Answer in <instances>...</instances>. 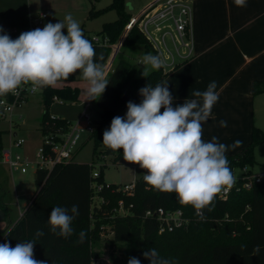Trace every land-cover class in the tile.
<instances>
[{
  "label": "trees",
  "instance_id": "1",
  "mask_svg": "<svg viewBox=\"0 0 264 264\" xmlns=\"http://www.w3.org/2000/svg\"><path fill=\"white\" fill-rule=\"evenodd\" d=\"M111 7L117 9L119 18L106 22L101 32L103 37L109 38L110 43H115L132 15L126 11L124 0H112ZM83 34L86 38V33ZM88 39L97 53L95 62L105 66L112 48L100 45L90 37ZM123 45H143L146 52L152 51L156 55L137 27L128 33ZM101 54L102 60L99 59ZM167 74L162 67L152 70L145 78L138 76L125 59L116 62L106 77L109 84L97 100L100 122L91 134L96 155H114L115 162L123 157V149L113 151L102 143L105 125L120 116L128 101L136 103L141 98L140 88L148 83L153 87L164 83ZM74 79L75 73L70 74L67 80L60 81ZM41 92L45 107L40 122L42 135L60 136L67 132L70 123L65 118L51 116L48 111L50 102L54 97L75 101L79 92L68 85L42 87ZM262 92L264 81H256L254 94ZM126 95L129 98L124 99ZM261 143H264V130L254 126L251 143L240 153L226 155L233 174L236 168H252L258 163L255 148ZM3 149V131L0 130V159ZM251 168L248 174H252ZM94 170V163L74 160L59 164L52 170L37 169L36 192L20 219L5 233L0 231V244L8 241L14 247L18 242L32 240L37 260H47L48 264H96L100 255L93 249L92 241L101 234L103 225L110 224L114 240L129 243L130 257L138 258L141 264H150L143 252L153 248L174 264H264V173L261 180H255L250 188L244 186V179H237V186L232 187L227 198L220 197L218 193L214 201L215 209L212 212L205 209L206 219L201 220L196 209L192 205L181 204L175 193L161 192L147 184L145 174L137 178L134 196H127L116 190L117 184L105 181L103 168L98 176L93 175ZM94 182L103 184L100 194L109 200V204L105 202L100 208L93 205ZM121 198L125 199L127 207L133 204L128 214L116 211ZM74 204L79 206V216L72 222L73 234L63 237L57 234L58 229L52 232L48 224L51 210L57 206L70 210ZM5 205L4 200L0 199V209L6 211ZM158 208L182 209L191 220L189 226L160 233L158 220L146 216L147 210ZM38 229L43 230L45 235L36 237ZM81 230L87 234L82 241L79 236Z\"/></svg>",
  "mask_w": 264,
  "mask_h": 264
},
{
  "label": "clouds",
  "instance_id": "2",
  "mask_svg": "<svg viewBox=\"0 0 264 264\" xmlns=\"http://www.w3.org/2000/svg\"><path fill=\"white\" fill-rule=\"evenodd\" d=\"M237 7H246L247 0H234ZM67 30L65 35L62 31ZM96 50L85 38L80 23L71 13L63 21L47 23L42 29L22 32L13 40L0 26V96L16 93L22 84L34 87H54L61 79L81 71L88 82L87 100H98L105 92L106 79L102 64L95 62ZM103 59V55L99 56ZM143 64L153 70L165 66L159 55L151 53L143 57ZM145 68L142 76L147 78ZM217 84L212 81L203 92L193 91V97L174 106L172 93L167 83L153 87L149 83L139 89L142 100L139 104L128 101L126 115L112 119L110 127L103 132V144L113 151L123 149V159L146 169L144 181L161 192L175 193L183 205H192L201 220L204 210L215 209V197L236 183V177L229 167L226 153L242 145L237 140L232 145L219 143L217 137L211 142L202 139V124L211 116L213 106L218 102ZM163 108V112L161 109ZM227 127L226 121H220ZM69 211L71 214H69ZM79 216V206L71 209L57 206L49 215L48 224L52 232L69 237L73 234L72 222ZM45 233L38 229L36 237ZM81 230V241L86 237ZM32 240L0 244V264H48L37 260ZM257 250L259 245L256 246ZM150 264H174L156 249L143 252ZM128 264H141L136 257H130Z\"/></svg>",
  "mask_w": 264,
  "mask_h": 264
},
{
  "label": "rangeland",
  "instance_id": "3",
  "mask_svg": "<svg viewBox=\"0 0 264 264\" xmlns=\"http://www.w3.org/2000/svg\"><path fill=\"white\" fill-rule=\"evenodd\" d=\"M147 1L149 0H124V6L126 11L133 16L139 12ZM111 4L112 0H0V26L15 40L22 33V30L42 29L49 22L55 24L59 20L63 21L66 14L71 13L74 19L80 23L83 32L87 35V39L88 37L92 39L93 37L102 38L101 31L104 24L119 18L117 9L111 7ZM41 13H45L47 18L41 24H36L35 18L40 17ZM124 30L125 26L115 43H112L113 45L119 44ZM62 31L65 35L67 34L66 29ZM146 51L147 49L143 45L124 47L122 44L121 48L119 47L114 62L112 64L106 63L103 66L104 72H106L108 67L112 70L120 59L128 61L138 76H142L145 68L148 72H151L153 70L151 66L143 64V57L148 53L153 54V52ZM111 56H113V53H111ZM165 71H169V67H166ZM75 75L76 79L66 82L60 81L55 86L64 87L68 85L72 89L78 90V99L66 101L54 97L50 102L48 111L53 117L67 119L71 126L76 124L82 111L87 107L94 120V126L97 128L100 122V109L97 105V100H87L86 89L88 82L83 78L80 70ZM105 76L107 77V74ZM28 84L32 85L31 83ZM41 90L39 89L36 94L30 96L25 103L16 108L17 110L9 113L7 116H1L0 106V130L3 131V150H10L13 154H20L32 162L28 166V171L23 173L11 169L0 159V199L6 202L5 206L7 208V218L0 220V231L2 232H6L12 224L19 220L21 213L25 211L27 205L31 202L32 194L36 191L35 179L39 162L38 153L44 142L40 130L41 117L45 110ZM7 98H9V94L0 96V100ZM141 100L142 97L136 103L139 104ZM126 112L127 107L123 109L120 116H125ZM257 123L259 124L258 120ZM110 124L111 122L107 123L104 129H108ZM261 124L264 126V122H260L256 126L260 128ZM20 138H24L26 141L23 145L17 146L15 142ZM251 141L252 135L249 143L244 148H240L232 154L243 151ZM103 154H95L94 141L91 138V134L85 133L82 137L81 145L75 154L74 161L79 163H94L95 170L99 171L103 168L105 181L117 185L133 183L138 177L146 174V169H142L138 164L125 161L123 157L118 162H115L114 155ZM255 156L259 162L254 167H250L252 174H248L249 167L244 169L236 168L234 171L236 180L244 179L245 182L252 175L255 177V175H262L264 173V165L262 164V160H264L263 143L255 148ZM234 186H237V182ZM98 203L99 200L94 190L93 205H98ZM105 204H109L108 199ZM103 226L101 234L92 241L93 249L97 250L100 255L96 264H128L131 254L129 243L115 241L111 232V225L107 224Z\"/></svg>",
  "mask_w": 264,
  "mask_h": 264
},
{
  "label": "crops",
  "instance_id": "4",
  "mask_svg": "<svg viewBox=\"0 0 264 264\" xmlns=\"http://www.w3.org/2000/svg\"><path fill=\"white\" fill-rule=\"evenodd\" d=\"M192 4L194 55L170 67L165 83L175 106L186 99H199L192 92H203L209 83L216 82L219 99L202 124V139L211 142L217 137L225 145L242 141L226 153L230 155L244 148L253 127L264 122V92L254 94V83L264 81V0H247L246 7H237L234 0H193ZM222 120L227 127L221 126ZM260 128L264 130L262 124Z\"/></svg>",
  "mask_w": 264,
  "mask_h": 264
},
{
  "label": "built area",
  "instance_id": "5",
  "mask_svg": "<svg viewBox=\"0 0 264 264\" xmlns=\"http://www.w3.org/2000/svg\"><path fill=\"white\" fill-rule=\"evenodd\" d=\"M193 0H153L149 5L133 15L127 22L124 34L117 45L110 43L109 38L93 37V41L100 45L110 46L113 56L109 57L106 63L112 64L121 48L123 40L128 33L137 27L145 36L156 55H159L164 61L166 67H174L180 61L187 60L194 55L195 36H194V7ZM47 18L45 13H41L40 17L35 18L36 24H41ZM26 30H22L25 32ZM142 62V61H141ZM110 67L106 69V74L109 73ZM41 89L29 84H22L16 93H9V98L1 99V116H7L21 106L26 100L36 94ZM94 120L87 110V107L82 111L79 120L75 125L62 135H45L43 137V146L40 148L38 156V169L52 170L59 164H66L74 160L75 154L78 151L82 137L85 133L92 134L95 131ZM24 138L18 139L15 144L21 146L25 143ZM3 162L11 169L26 173L28 166L32 164L26 157L20 154H13L10 150H3ZM99 170H94L93 175L98 176ZM259 182L261 175H253L244 183V186L250 188L254 181ZM95 185V186H94ZM108 185V184H107ZM109 186V185H108ZM95 187V188H94ZM136 181L129 184L118 185L117 191H121L127 196H134ZM93 188L99 203L97 207H101L107 200L100 194L103 189V184L94 182ZM230 189L222 190L219 195L222 198H227ZM129 207L125 204V199L121 198L118 202L116 211L120 214H128ZM146 216L155 217L159 222V232L173 231L179 228H186L190 224V218L187 217L182 209L168 210L158 208L156 210H147ZM113 234V232H112Z\"/></svg>",
  "mask_w": 264,
  "mask_h": 264
},
{
  "label": "water",
  "instance_id": "6",
  "mask_svg": "<svg viewBox=\"0 0 264 264\" xmlns=\"http://www.w3.org/2000/svg\"><path fill=\"white\" fill-rule=\"evenodd\" d=\"M42 89V87H40ZM129 98V95H126L124 99ZM6 217L4 210L0 209V220H4Z\"/></svg>",
  "mask_w": 264,
  "mask_h": 264
}]
</instances>
